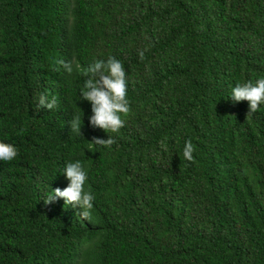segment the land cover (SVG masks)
Listing matches in <instances>:
<instances>
[{"label":"trees","instance_id":"obj_1","mask_svg":"<svg viewBox=\"0 0 264 264\" xmlns=\"http://www.w3.org/2000/svg\"><path fill=\"white\" fill-rule=\"evenodd\" d=\"M109 57L130 107L115 133L81 97ZM260 78L264 0H0V142L17 149L0 160V264H264V104L231 99ZM76 161L91 222L44 203Z\"/></svg>","mask_w":264,"mask_h":264},{"label":"clouds","instance_id":"obj_2","mask_svg":"<svg viewBox=\"0 0 264 264\" xmlns=\"http://www.w3.org/2000/svg\"><path fill=\"white\" fill-rule=\"evenodd\" d=\"M141 59L144 53H139ZM58 64L69 74L74 71V62L59 60ZM79 69V64H75ZM86 77L81 97L90 102L92 115L89 117L90 125L93 128H99L106 133L110 130L118 132L125 124L122 114L126 116L129 111V101L127 97V77L123 64L112 57L105 62L97 60L89 65L83 71ZM231 99L234 103L247 101L249 110L247 116L259 110L261 104H264V78H260L255 83L249 81L244 84H237L231 92ZM39 106L52 110L58 107L57 98L47 95L39 96ZM71 130L81 134V117L76 115L70 121ZM102 146H110L115 140L108 136V139L94 137L91 141ZM195 146L191 140L185 142L183 157L187 161L194 159L192 153ZM17 156V149L14 145L0 142V160L11 161ZM63 174L68 180V185L63 190L57 187L46 196L44 203L51 204L58 199H63L65 204L79 206L82 210L78 215L83 220L91 222L93 200L95 199L90 188L86 190L85 184L88 174L80 161L69 162L66 164Z\"/></svg>","mask_w":264,"mask_h":264}]
</instances>
